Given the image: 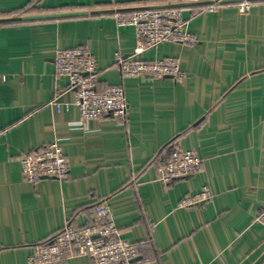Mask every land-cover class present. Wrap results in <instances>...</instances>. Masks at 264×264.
Wrapping results in <instances>:
<instances>
[{"label":"crops","instance_id":"obj_1","mask_svg":"<svg viewBox=\"0 0 264 264\" xmlns=\"http://www.w3.org/2000/svg\"><path fill=\"white\" fill-rule=\"evenodd\" d=\"M144 1L0 0V16L30 10L0 24V264H26L66 222L89 225L97 203L121 238L146 242L143 264H253L264 253V0H252L246 17L235 0L215 12L181 4L197 43H161L140 57L177 59L186 73L180 82L122 77L114 65L115 54H130L136 41L113 12ZM70 13L86 14L61 16ZM47 15L56 16L23 19ZM78 47L95 59L97 92L123 88L124 121L80 123L73 91L53 66L56 50ZM55 98L69 109L57 111ZM53 142L69 178L24 181L19 157ZM176 149L193 151L201 167L164 187L158 167ZM203 187L210 200L180 206Z\"/></svg>","mask_w":264,"mask_h":264},{"label":"built area","instance_id":"obj_2","mask_svg":"<svg viewBox=\"0 0 264 264\" xmlns=\"http://www.w3.org/2000/svg\"><path fill=\"white\" fill-rule=\"evenodd\" d=\"M229 0H167L171 5L208 2L206 10L215 12L220 3ZM239 17L249 15L252 0H235ZM119 27L134 29L135 47L128 55L116 53L114 65L122 77L126 78H170L175 82L183 81L186 73L180 69L175 58H164L147 62L141 55L161 43H174L194 46L196 37L186 29V20L177 8L144 10L124 19L116 15ZM55 75L68 82L73 91V104L78 108L80 123L91 119L109 117L124 121L128 114V104L121 86H112L104 92L96 90V62L86 47L58 49L53 59ZM51 105L57 111L68 110L69 104H60L55 98ZM201 159L193 151L176 149L169 159L158 167L159 182L168 187L178 180L189 178L200 170ZM21 175L27 183L42 179L65 181L69 178V165L57 142L19 157ZM211 192L203 187L198 193L187 196L180 206L191 208L210 200ZM93 221L82 228H74L68 222L60 229L53 241L47 245H36L26 264H63L66 261L85 257L93 264H143L141 252L147 247L145 241L131 243L121 238L109 209L101 203L92 207ZM264 228V211L259 217Z\"/></svg>","mask_w":264,"mask_h":264},{"label":"trees","instance_id":"obj_3","mask_svg":"<svg viewBox=\"0 0 264 264\" xmlns=\"http://www.w3.org/2000/svg\"><path fill=\"white\" fill-rule=\"evenodd\" d=\"M224 3L218 4L217 8L219 6L224 5ZM130 5H132V3L131 4L130 3H128V4L127 3L117 4V6L119 8L117 7V9L113 12L114 15H120L122 18L127 19V18H130L131 16H133V14L140 12V11H144V10H159V9H163V8L180 9L179 7H176V6L169 4L167 2V0H164L162 2H158V1H154V0H152V1L148 0V1H144V2H135V3H133V5H135V6L129 8ZM198 10L200 11V8H198L197 11ZM29 11L30 10L26 9L25 11H17L12 15L9 14V15L0 16V24L14 22L16 20H13V19L21 18V17L29 14L30 13ZM168 158L169 157L167 156L165 160H167ZM92 221H93V218H92ZM59 231L51 234L50 236H48L47 238L42 240L37 245H47V244L51 243Z\"/></svg>","mask_w":264,"mask_h":264},{"label":"water","instance_id":"obj_4","mask_svg":"<svg viewBox=\"0 0 264 264\" xmlns=\"http://www.w3.org/2000/svg\"><path fill=\"white\" fill-rule=\"evenodd\" d=\"M195 5H207L209 4L208 2H203V3H194ZM190 5V4H189ZM173 6H176V7H179V6H183V5H173ZM83 14H86V13H70V14H63L61 16H75V15H83ZM56 15H47V16H36V17H24L23 19L24 20H30V19H42V18H47V17H55ZM19 18L17 19H13V20H18ZM264 260V253L253 263V264H260L262 261Z\"/></svg>","mask_w":264,"mask_h":264}]
</instances>
